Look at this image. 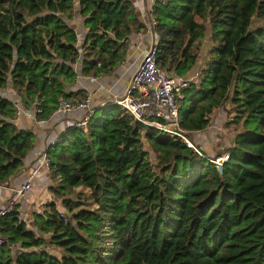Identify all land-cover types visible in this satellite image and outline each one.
Returning <instances> with one entry per match:
<instances>
[{
  "label": "trees",
  "instance_id": "16d2710c",
  "mask_svg": "<svg viewBox=\"0 0 264 264\" xmlns=\"http://www.w3.org/2000/svg\"><path fill=\"white\" fill-rule=\"evenodd\" d=\"M72 1L0 0V89L10 79L23 103L42 110L39 118L73 95L64 92L79 58L66 23ZM77 3L86 30L81 72L97 77L143 26L128 0ZM153 15L156 63L170 77L193 75L209 33L200 80L181 94L179 127L187 135L205 130L231 104L244 131L222 176L180 139L105 105L47 150L52 193L63 199L81 185L93 209L62 200L72 221L51 204L34 215L33 230L15 211L4 216L0 234L23 253L13 257L3 246L0 264H264V0H168ZM14 113L0 96V186L19 173L34 144L30 131L10 123ZM46 236L56 254L44 249Z\"/></svg>",
  "mask_w": 264,
  "mask_h": 264
},
{
  "label": "crops",
  "instance_id": "0c3cea01",
  "mask_svg": "<svg viewBox=\"0 0 264 264\" xmlns=\"http://www.w3.org/2000/svg\"><path fill=\"white\" fill-rule=\"evenodd\" d=\"M128 1L133 5L136 18L143 26V29L140 31H132L124 48L120 49L122 57L119 61H117L118 59H114L113 63L116 62V64L107 69L105 74H101L97 77H85L81 72L84 50L81 48L82 45L80 43L83 44L82 41H84L86 34V30H83L81 35L83 38L79 43L81 46L77 45L76 47L79 56L74 66L76 77L73 84L66 85L64 89L66 94H73L68 100H82L84 97L90 96L91 106L100 108L122 97L132 74L135 72L139 62L150 45V38L148 35H145L140 46H136L135 44L136 34L143 31L148 23L147 14L151 10V0ZM75 3H77V0L74 1V4ZM77 14L78 12H76L75 15ZM78 16L75 18H79ZM81 22H83L82 19ZM66 23L70 28L69 22L66 21ZM207 60L208 58L205 56L204 52L195 67L196 69L191 73L193 74L191 76H194L195 71L199 73L205 67ZM20 95L21 94L13 89L10 79L7 80L5 88L0 89V96L11 102L14 106L27 107L28 104L22 102ZM30 105L34 107L32 104H29V106ZM53 111L47 117L46 123L37 124L34 120V113L32 112L22 114L18 117L14 114L10 121V123L14 124L18 129L30 131L34 136V144L33 149L24 158L23 166L19 173L1 185L3 191L0 197V206H3L11 196L10 188L19 187L34 169L39 168L31 184V193L20 198L15 208V212L18 214L19 219L25 222L30 230H33L34 215L45 214V212H48V206L51 204L55 205V209L58 208L56 207L58 201H52L50 196L49 188L51 184L46 177L48 171L40 167L41 154L53 143H56L67 131L68 120H78L84 115L83 111L53 115ZM233 114L234 109L231 104H224L217 110L205 130L189 133L194 137V140L192 139L193 144L199 149L202 148L204 150L202 152L209 156L227 152L228 149L233 148L235 137L244 131L242 122L238 124H235V122L234 124L227 123V118L233 117ZM46 203H49V205H46ZM58 210L59 209H57V212Z\"/></svg>",
  "mask_w": 264,
  "mask_h": 264
},
{
  "label": "built area",
  "instance_id": "2783aa9c",
  "mask_svg": "<svg viewBox=\"0 0 264 264\" xmlns=\"http://www.w3.org/2000/svg\"><path fill=\"white\" fill-rule=\"evenodd\" d=\"M167 1L151 0V10L147 14L148 23L143 31L136 34L135 44L140 46L145 35H148L150 38L149 49L144 53L135 72L132 74L122 97L115 99L109 105L120 107L135 125L157 131L170 138L180 139L188 149L193 150L201 159L212 165L217 174L222 176L224 166L229 163V153L223 152L214 156L204 154L186 137V132L179 127L181 94L190 85L199 82L200 72L190 77H170L156 63L160 35L155 30L157 22L153 11L156 6L166 5ZM98 109L91 106L90 96H86L82 100H68L59 97L53 115L83 111L84 115L80 119L67 121V130L84 129ZM30 112L34 113V120L37 124L46 123L47 119L39 118L42 113L39 107H32L31 105L27 107L15 106L14 114L17 117ZM234 121L233 117L227 118L228 124H233ZM54 145L55 143L50 147ZM49 148L45 149L40 157V167H43L46 171H49L50 168V160L47 154ZM38 171L39 168L34 169L19 187L10 188L11 196L3 206H0V219L14 212L18 200L31 193V184ZM152 172L155 173L154 170ZM2 191L3 188L0 186V197ZM58 215L64 222H68L66 214L58 212ZM3 246L11 250L13 257L23 253L19 246L12 245L7 237L0 234V248Z\"/></svg>",
  "mask_w": 264,
  "mask_h": 264
},
{
  "label": "rangeland",
  "instance_id": "374dc122",
  "mask_svg": "<svg viewBox=\"0 0 264 264\" xmlns=\"http://www.w3.org/2000/svg\"><path fill=\"white\" fill-rule=\"evenodd\" d=\"M74 1L75 0L72 1L73 4H72V7H71V12H70L71 18L67 19L68 20L67 22H69L70 28L72 30H74V32L77 35V45H80V44L82 45V43H80V42H81V40L83 38V36H81V35H82V31L84 30V27H83V24L81 22V18L78 16V14L75 15L76 12H78V3L74 4ZM76 16H78L79 18H75ZM259 23H261L260 20L255 17L254 21H253V25L257 26ZM77 45H76V47H77ZM211 46L212 45H211V42H210V39H209V33H207L206 42L204 44V50H203V54L205 52V56H208V52L211 49ZM195 69L196 68H194V70ZM197 73L198 72L195 71L194 72V76ZM237 116L238 115L234 111L233 117L235 119V121H234L235 124H238V123L241 122V121H237ZM186 137L189 138L191 141H192V139L194 140V137H192L190 134H188ZM144 147H146L145 148L146 150H149V149H147L146 144H144ZM199 150L204 151L202 148H200ZM148 157H149L150 163L152 165H156L157 160L155 159V156L153 154L149 153ZM41 172H43V171H41ZM46 177L48 178V181L51 184L50 188H49V192H50V196H51L52 201H54V200L58 201L57 205H56V207H58L57 209H59L58 212H63L64 214H66L67 215L66 218L68 220L72 221V217H73L74 213H70L67 208L63 207L62 200L69 201L71 203V205H79L78 208H81V209H84V208L88 209V210L93 209V205H92V202L90 200L89 192L83 186H81V185L77 186L76 188H74L73 191H71L70 194L66 195L63 199H58L56 197V195L53 194L52 191H51L52 188L56 187V180L52 179V177L50 176L49 173H46ZM46 205H49V203H46ZM57 209H56V211H57ZM44 249L46 251H48L49 253H51V254H56V252H55L56 249L50 244V238L48 236L45 237V247H44Z\"/></svg>",
  "mask_w": 264,
  "mask_h": 264
}]
</instances>
